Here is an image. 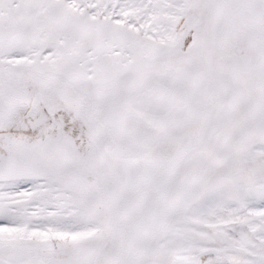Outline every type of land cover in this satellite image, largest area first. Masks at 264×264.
Here are the masks:
<instances>
[{"label": "snow or ice", "instance_id": "6c2138e0", "mask_svg": "<svg viewBox=\"0 0 264 264\" xmlns=\"http://www.w3.org/2000/svg\"><path fill=\"white\" fill-rule=\"evenodd\" d=\"M0 264H264V0H0Z\"/></svg>", "mask_w": 264, "mask_h": 264}]
</instances>
